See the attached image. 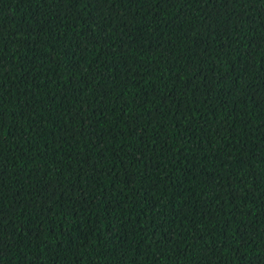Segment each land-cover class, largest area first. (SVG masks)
I'll list each match as a JSON object with an SVG mask.
<instances>
[{"label": "trees", "instance_id": "1", "mask_svg": "<svg viewBox=\"0 0 264 264\" xmlns=\"http://www.w3.org/2000/svg\"><path fill=\"white\" fill-rule=\"evenodd\" d=\"M0 264H264V0H0Z\"/></svg>", "mask_w": 264, "mask_h": 264}]
</instances>
